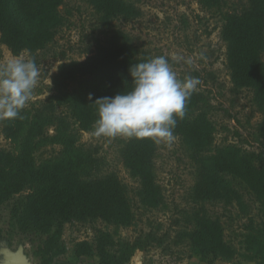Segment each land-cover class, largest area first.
I'll return each mask as SVG.
<instances>
[{
	"label": "trees",
	"instance_id": "16d2710c",
	"mask_svg": "<svg viewBox=\"0 0 264 264\" xmlns=\"http://www.w3.org/2000/svg\"><path fill=\"white\" fill-rule=\"evenodd\" d=\"M206 3L217 0H203ZM62 0H0V39L14 53L45 47L52 29L59 27ZM99 10L108 13L129 9L120 0H90ZM223 37L227 42L226 60L232 82L246 87L260 103L264 102V0H252V7L243 13L227 16ZM60 59H64V54ZM149 58L138 56L126 43L109 42L83 60H65L52 77L50 98L25 107L21 117L0 121V133L10 140L9 148H0V204L15 195L12 213L27 228L45 235L39 251L40 264H49L53 257L65 252L60 234L64 223L90 221L97 218L128 226L133 224L129 190L112 175L95 176V160L85 144L78 141V131L93 128L99 97L125 93L133 84L128 69ZM77 82L72 89V83ZM89 96L92 97L89 100ZM63 110L57 111L58 108ZM205 100L194 92L187 104V114L178 120L174 133L197 153L208 151L213 141V125L206 117ZM65 112V113H64ZM73 120L77 129L72 127ZM51 126L52 132L47 130ZM58 144V150L36 158L34 152L45 144ZM155 145L151 139H126L122 150L123 163L139 178L136 195L147 208H157L161 201L160 186L153 169ZM243 153L227 144L214 155L202 159L201 182L195 189L198 198L229 193L220 174H231L245 181L261 205V223L250 219L244 235L249 259L264 264V168L256 162L259 155ZM256 158V159H255ZM201 187V188H200ZM196 211V210H195ZM192 213L185 231L177 236L186 240L192 253L212 259H231L234 249L224 238V228L217 218L203 210ZM91 243L75 245L76 255L98 256L99 264H126L136 250L148 249L152 242L162 243L150 231L134 239L113 242L109 234ZM106 246L115 248L108 250ZM48 256L49 258H44ZM44 258V259H43Z\"/></svg>",
	"mask_w": 264,
	"mask_h": 264
},
{
	"label": "rangeland",
	"instance_id": "374dc122",
	"mask_svg": "<svg viewBox=\"0 0 264 264\" xmlns=\"http://www.w3.org/2000/svg\"><path fill=\"white\" fill-rule=\"evenodd\" d=\"M120 1L130 11L126 16L123 10L110 16L90 0H62L58 9L63 22L51 30L53 35L42 49L14 54L0 39V64L13 56L24 55L35 58L41 66L37 86L26 107L50 98L52 77L65 60H83L96 52L98 46L112 41L126 43L138 56L168 58L181 80L189 74L201 79L196 92L203 96L207 105L206 117L213 125V141L208 151L200 153L175 133L176 139L170 147L154 142L153 169L162 201L157 208H147L136 195L140 188L139 178L123 163L126 138L97 137L94 126L78 131V141L85 144L95 160L93 177L113 174L129 190L133 224L124 226L101 218L64 223L60 240L65 252L53 257L49 264H99L95 253L76 255L75 245L81 241L94 243L104 238L103 234H109L113 242L132 240L149 231L155 238L162 239V243L152 242L148 249L135 253L143 264H256L247 257L251 253L246 252L243 243L250 219L256 225L263 220L259 210L261 203L249 184L231 174H220L227 182L229 193L221 192L219 196L213 193L214 197L200 199L197 194L200 189H195L201 182L202 159L214 155L227 144L235 145L245 154H258L260 158L256 163L264 168V102L257 101L246 87L235 86L232 82L222 27L228 15L251 8L252 0ZM62 54L64 59H60ZM261 60L264 62V51ZM76 86L77 82H73L72 89ZM60 110L67 113L64 107L57 109ZM70 122L76 130L73 120ZM52 128L49 126L47 130L52 132ZM9 147L10 140L0 133V148ZM59 147L47 143L34 155L44 157ZM16 198L17 195L0 204V259H9V254L20 250L33 264H40L39 251L45 235L25 227L19 216L12 213ZM195 210H203L221 222L224 238L234 249L231 259L209 262L211 256L192 253L187 241L177 236L186 230L187 219Z\"/></svg>",
	"mask_w": 264,
	"mask_h": 264
},
{
	"label": "clouds",
	"instance_id": "9594fccd",
	"mask_svg": "<svg viewBox=\"0 0 264 264\" xmlns=\"http://www.w3.org/2000/svg\"><path fill=\"white\" fill-rule=\"evenodd\" d=\"M128 73L133 84L130 91L92 102L98 117L94 135L151 139L170 147L176 139L177 122L186 117L187 104L201 79L190 74L179 79L165 56L131 64ZM40 74L41 66L31 56H13L0 64V121L22 118Z\"/></svg>",
	"mask_w": 264,
	"mask_h": 264
},
{
	"label": "water",
	"instance_id": "95a60500",
	"mask_svg": "<svg viewBox=\"0 0 264 264\" xmlns=\"http://www.w3.org/2000/svg\"><path fill=\"white\" fill-rule=\"evenodd\" d=\"M9 261L10 264H32L23 256L20 250L14 253L13 255L9 254Z\"/></svg>",
	"mask_w": 264,
	"mask_h": 264
},
{
	"label": "crops",
	"instance_id": "0c3cea01",
	"mask_svg": "<svg viewBox=\"0 0 264 264\" xmlns=\"http://www.w3.org/2000/svg\"><path fill=\"white\" fill-rule=\"evenodd\" d=\"M138 250H136L134 252V254L132 255L131 259L126 263V264H143V261L140 262L139 258H137L135 256V253L137 252ZM140 251V250H139ZM23 256L25 257V255L23 254ZM26 258V257H25ZM29 262H31L28 258H26ZM10 264V261L9 259H6V260H3V259H0V264ZM32 263V262H31ZM33 264V263H32ZM65 264H71V263H65Z\"/></svg>",
	"mask_w": 264,
	"mask_h": 264
}]
</instances>
